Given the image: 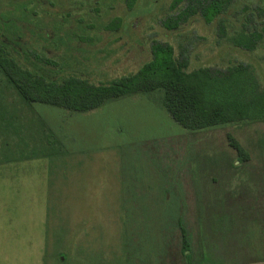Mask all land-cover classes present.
<instances>
[{"label":"rangeland","instance_id":"374dc122","mask_svg":"<svg viewBox=\"0 0 264 264\" xmlns=\"http://www.w3.org/2000/svg\"><path fill=\"white\" fill-rule=\"evenodd\" d=\"M172 1L0 0L2 40L55 81L101 84L134 74L161 42L189 58L190 70L249 64L264 89V39L254 51L234 45L245 30L264 35V0H236L212 24L197 16L170 31L164 22ZM161 100V93L137 95L71 113L29 105L0 72V264H129L136 251L145 264L184 263L177 218L184 212L195 232L196 197L206 199L210 185L217 194L230 186L213 170L264 165V122L186 132ZM228 135L248 161H238ZM124 200L131 201V231L120 220ZM261 213L246 210L238 222L225 217L212 242L205 232L200 264H264Z\"/></svg>","mask_w":264,"mask_h":264},{"label":"trees","instance_id":"16d2710c","mask_svg":"<svg viewBox=\"0 0 264 264\" xmlns=\"http://www.w3.org/2000/svg\"><path fill=\"white\" fill-rule=\"evenodd\" d=\"M135 1L127 0L128 6L132 7ZM235 1L173 0L171 14L164 26L174 31L197 16L206 24H212ZM263 39L261 32L249 29L237 35L234 45L254 51ZM9 45L2 40L0 27V72L29 105L85 114L113 101L161 93V107L186 132L264 122V89L249 64L238 63L226 69L203 67L190 70L189 58L183 54L178 57L169 43L154 42L151 59L134 74L101 84L76 76L55 81L40 74L34 61L29 65L19 60L17 56H22L24 51L19 49L21 52H16V48ZM228 141L239 162L249 160L250 156L241 143L231 135H228ZM178 224L183 235V255L187 264H193L187 230L181 220Z\"/></svg>","mask_w":264,"mask_h":264},{"label":"crops","instance_id":"0c3cea01","mask_svg":"<svg viewBox=\"0 0 264 264\" xmlns=\"http://www.w3.org/2000/svg\"><path fill=\"white\" fill-rule=\"evenodd\" d=\"M236 166H238L236 163H234V165L231 164V172L229 173H227L223 169L213 170L214 172L211 176L215 178V180L219 181L229 177V180L231 181L230 186L224 191H222L221 194H217L216 187L210 185L207 188V190H209V195L207 196L206 199H204L200 194L196 197V201H195L196 207L194 209L195 210L194 217L196 220L195 224L197 225V227L195 232L188 229L189 227L185 226L184 217H183L184 212H182L183 216L177 218L175 222L180 230L178 221L181 220L183 227L187 230L189 245L190 243H192V241L197 242V245H195V247L193 246V249L191 248L190 245L193 264H200L204 260L205 232L209 233V240L212 242L214 240L212 237L213 234L212 230L217 229V226L221 227L223 225L224 222L223 219L225 217H227L226 218L227 222H229L230 216L231 218H234V222H238L243 217L244 215L243 213L246 210L257 209L258 211L262 212L260 219H264V165L257 167L255 166L254 168H252V170H254L252 171L253 173L251 172V170L249 172L243 168L236 169L235 168ZM239 170L244 171L245 173H240ZM214 183H216V181ZM164 198L166 201H168L165 196ZM157 202L161 203L162 201L161 199H159ZM129 203L131 204V201L128 200H124L123 202H121L120 211L121 213L123 212L122 214L125 215L126 211L129 209V205H130ZM179 204H180L179 208H181L182 211H184L183 200L179 201ZM208 213L209 215H206ZM204 218H206L207 222L203 220ZM120 220L121 223H125V226L129 225L131 231L132 227L129 224L128 217H126L125 215V217L124 218L122 217ZM82 222L83 220L80 219V222L76 223L78 224L76 227L81 226ZM76 224L74 223V225ZM263 228H264V223H263ZM80 234L81 233L80 232L78 233V231H73L71 233V235H80ZM194 236H197V239ZM127 238L128 236L127 234H125L124 247L128 248V246H130L129 250H131L133 241L131 238L130 241H128ZM182 241H183V235H182ZM167 250H168V254H167L168 256L170 252V248L168 246H167ZM135 260H138L143 264L146 263L145 262L146 259L145 257H142V255L139 259L137 258V251L134 254L131 253L130 255L128 254L129 264L134 263ZM166 260L168 259L161 258L160 263L163 264L164 263L163 261ZM177 260L179 261L180 259L176 257V261ZM62 261H65L64 258H62ZM174 264H177V262H174ZM179 264H187L186 258L184 263L181 262L180 260Z\"/></svg>","mask_w":264,"mask_h":264},{"label":"water","instance_id":"95a60500","mask_svg":"<svg viewBox=\"0 0 264 264\" xmlns=\"http://www.w3.org/2000/svg\"><path fill=\"white\" fill-rule=\"evenodd\" d=\"M154 1L158 2L159 0H154Z\"/></svg>","mask_w":264,"mask_h":264}]
</instances>
